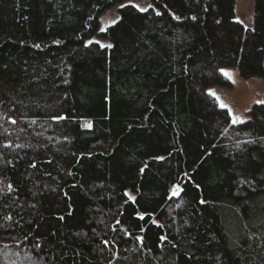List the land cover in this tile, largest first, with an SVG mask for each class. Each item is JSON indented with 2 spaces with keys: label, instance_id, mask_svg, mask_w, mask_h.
I'll return each mask as SVG.
<instances>
[{
  "label": "trees",
  "instance_id": "obj_1",
  "mask_svg": "<svg viewBox=\"0 0 264 264\" xmlns=\"http://www.w3.org/2000/svg\"><path fill=\"white\" fill-rule=\"evenodd\" d=\"M122 1L0 0V264H264V0Z\"/></svg>",
  "mask_w": 264,
  "mask_h": 264
},
{
  "label": "rangeland",
  "instance_id": "obj_2",
  "mask_svg": "<svg viewBox=\"0 0 264 264\" xmlns=\"http://www.w3.org/2000/svg\"><path fill=\"white\" fill-rule=\"evenodd\" d=\"M123 3H132L136 6L138 5L139 8H147L151 5L150 0H124L121 3H117L100 14L98 21L100 30L117 19L118 9ZM252 6L253 0H236V17L246 26H250L252 22ZM91 40H98L102 44H108L106 39L97 35L87 42ZM223 71L229 77L231 85L229 87L215 86L210 90L215 94L218 102L228 108L233 119H245L252 102L264 101V82L259 77L241 79L236 70L232 68H225ZM89 123H91V120L86 119L85 124L88 125ZM177 188L179 189V185L175 184L172 188V193Z\"/></svg>",
  "mask_w": 264,
  "mask_h": 264
},
{
  "label": "snow or ice",
  "instance_id": "obj_3",
  "mask_svg": "<svg viewBox=\"0 0 264 264\" xmlns=\"http://www.w3.org/2000/svg\"><path fill=\"white\" fill-rule=\"evenodd\" d=\"M121 7H123V5H121ZM137 7H139L138 5H137ZM149 7H151V5H149ZM139 10L140 11H147V8H139ZM160 13H157V15H159ZM113 23H115V21H113ZM102 31L104 30L103 28L101 29ZM89 43H91V42H89ZM102 47H112V45H102ZM223 71V70H222ZM210 94H212V95H215L214 93H211L210 92ZM258 103H264V101H259ZM221 107H225V105H221ZM237 122H243V121H239V120H237V119H233V123H237ZM87 127H91V124L89 123L88 125H86ZM179 194V189L177 188V189H175L174 191H173V195H178ZM201 202H203V201H201Z\"/></svg>",
  "mask_w": 264,
  "mask_h": 264
}]
</instances>
